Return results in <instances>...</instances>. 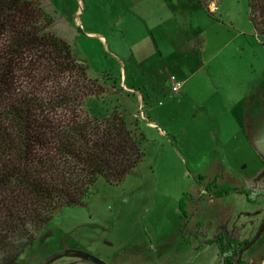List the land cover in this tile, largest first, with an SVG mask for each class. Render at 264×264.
<instances>
[{"label":"rangeland","instance_id":"rangeland-1","mask_svg":"<svg viewBox=\"0 0 264 264\" xmlns=\"http://www.w3.org/2000/svg\"><path fill=\"white\" fill-rule=\"evenodd\" d=\"M213 1L207 9L197 0H42L52 30L108 87L54 108L56 119L104 118L117 106L144 133V158L122 181L99 179L83 204L59 209L17 264H221L208 241L216 225L227 218L233 237L255 235L264 218V34L247 0ZM19 77L46 106L72 87L40 71ZM214 173L255 199L199 193L196 178ZM184 193L200 200L186 202V216ZM242 257L264 263V228Z\"/></svg>","mask_w":264,"mask_h":264},{"label":"trees","instance_id":"trees-1","mask_svg":"<svg viewBox=\"0 0 264 264\" xmlns=\"http://www.w3.org/2000/svg\"><path fill=\"white\" fill-rule=\"evenodd\" d=\"M197 1L207 9L214 3ZM247 1L254 28L264 34V0ZM54 22L42 0H0V94L7 99L0 105V264H17L59 209L83 204L99 179L122 181L144 158V133L135 124L131 129L117 106L104 118L56 119L54 108L105 94L108 87L88 76L89 64L52 30ZM25 70L45 72L57 85L69 77L72 87L56 91L54 103L46 106L22 91L19 73ZM220 176H198L199 193L220 196L233 189L255 199V191L220 182ZM195 196L184 193L180 199L184 216L186 202L194 201L193 208L200 201ZM252 236L208 241L217 245L221 264H247L240 251Z\"/></svg>","mask_w":264,"mask_h":264},{"label":"flooded vegetation","instance_id":"flooded-vegetation-1","mask_svg":"<svg viewBox=\"0 0 264 264\" xmlns=\"http://www.w3.org/2000/svg\"><path fill=\"white\" fill-rule=\"evenodd\" d=\"M215 181L216 180H214V182ZM226 211L227 210H225V209L222 211V216H223V214H227L228 215V212H226ZM222 216L220 218H222ZM226 220H227V218L224 220V223H222L220 227H217V225H216V228H215L214 232L211 234L212 235L211 239H216V238L229 239V238H232L233 237V233H231V231L228 229L227 221ZM242 248H241V250H242Z\"/></svg>","mask_w":264,"mask_h":264},{"label":"water","instance_id":"water-1","mask_svg":"<svg viewBox=\"0 0 264 264\" xmlns=\"http://www.w3.org/2000/svg\"><path fill=\"white\" fill-rule=\"evenodd\" d=\"M264 228V219L262 220L257 232L255 233V235L252 237V239H250L242 248V250L240 251V255L243 254V252L248 249L260 236L262 230Z\"/></svg>","mask_w":264,"mask_h":264},{"label":"built area","instance_id":"built-area-1","mask_svg":"<svg viewBox=\"0 0 264 264\" xmlns=\"http://www.w3.org/2000/svg\"><path fill=\"white\" fill-rule=\"evenodd\" d=\"M170 81H171V90H172V92L173 93H178L181 90V88L183 86V83L181 81L177 80L176 77L173 76V75L170 77Z\"/></svg>","mask_w":264,"mask_h":264}]
</instances>
